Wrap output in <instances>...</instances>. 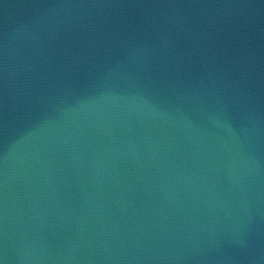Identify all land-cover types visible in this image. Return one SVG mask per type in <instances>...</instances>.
<instances>
[{
    "label": "water",
    "instance_id": "1",
    "mask_svg": "<svg viewBox=\"0 0 264 264\" xmlns=\"http://www.w3.org/2000/svg\"><path fill=\"white\" fill-rule=\"evenodd\" d=\"M0 264H264V0H0Z\"/></svg>",
    "mask_w": 264,
    "mask_h": 264
}]
</instances>
